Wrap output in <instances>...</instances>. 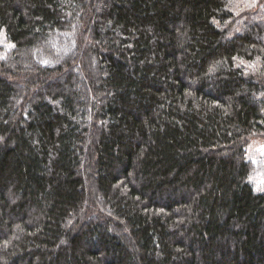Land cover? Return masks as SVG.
<instances>
[{
	"label": "trees",
	"instance_id": "obj_1",
	"mask_svg": "<svg viewBox=\"0 0 264 264\" xmlns=\"http://www.w3.org/2000/svg\"><path fill=\"white\" fill-rule=\"evenodd\" d=\"M235 1L0 0V264H264V1Z\"/></svg>",
	"mask_w": 264,
	"mask_h": 264
},
{
	"label": "rangeland",
	"instance_id": "obj_2",
	"mask_svg": "<svg viewBox=\"0 0 264 264\" xmlns=\"http://www.w3.org/2000/svg\"><path fill=\"white\" fill-rule=\"evenodd\" d=\"M264 0H236V7L245 3L248 9L252 7L258 10L263 4ZM12 45L6 42L2 37L0 39V59L5 52L11 49ZM256 68V66H254ZM246 159L250 164L249 182L253 186L256 192H264V139L260 137H254L246 147Z\"/></svg>",
	"mask_w": 264,
	"mask_h": 264
}]
</instances>
